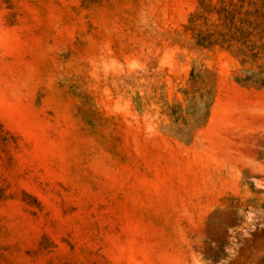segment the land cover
I'll use <instances>...</instances> for the list:
<instances>
[{
  "label": "rangeland",
  "instance_id": "obj_1",
  "mask_svg": "<svg viewBox=\"0 0 264 264\" xmlns=\"http://www.w3.org/2000/svg\"><path fill=\"white\" fill-rule=\"evenodd\" d=\"M199 2L0 0V264H264V84Z\"/></svg>",
  "mask_w": 264,
  "mask_h": 264
},
{
  "label": "trees",
  "instance_id": "obj_2",
  "mask_svg": "<svg viewBox=\"0 0 264 264\" xmlns=\"http://www.w3.org/2000/svg\"><path fill=\"white\" fill-rule=\"evenodd\" d=\"M189 23L199 46H220L250 64L238 81L264 84V0H200Z\"/></svg>",
  "mask_w": 264,
  "mask_h": 264
}]
</instances>
